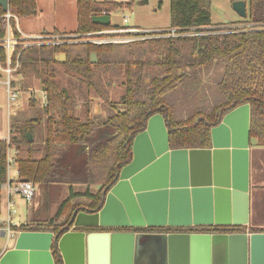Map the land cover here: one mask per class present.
Segmentation results:
<instances>
[{"label": "trees", "instance_id": "16d2710c", "mask_svg": "<svg viewBox=\"0 0 264 264\" xmlns=\"http://www.w3.org/2000/svg\"><path fill=\"white\" fill-rule=\"evenodd\" d=\"M8 5L16 17L38 13L35 0H8ZM118 8L104 1L76 0L75 31L42 32L66 36L26 47L20 42L11 50L12 64L16 58L20 63L17 74L33 75L45 93V134L38 148L42 155L35 158L26 133L32 136L41 115L23 121L11 118L8 138L0 139V187L7 183L8 150L14 151L19 179L37 187L68 186L67 197L52 216L11 226L13 231L57 232L75 208L96 209L102 189L130 161L133 137L143 130L149 114L165 117L170 149L206 148L210 128L229 110L248 104L249 137L264 147V0H249L245 19L231 24L245 26L235 29L212 25L211 0H169V28L180 35L122 44L86 42L85 34L107 27L93 24L91 18ZM11 30L18 36L13 20ZM92 52L97 57L93 64ZM61 53L65 60L59 62L55 58ZM0 55L5 64L4 49ZM213 66L221 71L215 94L207 95L199 74ZM110 74L123 91L116 105L105 85ZM66 77L77 81L75 96L64 86ZM185 93L190 99H184ZM93 97L102 99L111 112L105 117L93 114ZM76 185L84 188L74 191Z\"/></svg>", "mask_w": 264, "mask_h": 264}, {"label": "water", "instance_id": "95a60500", "mask_svg": "<svg viewBox=\"0 0 264 264\" xmlns=\"http://www.w3.org/2000/svg\"><path fill=\"white\" fill-rule=\"evenodd\" d=\"M232 6L246 17L244 1ZM0 7L5 12L8 0H0ZM91 21L100 26L110 23L108 15L93 16ZM55 59L64 61L65 55ZM89 60L95 63L96 54L90 53ZM26 137L31 141L29 132ZM248 148V104L225 113L210 128L206 148L170 149L165 117L149 114L143 130L133 137L130 161L102 189L100 205L75 208L57 232L14 233L10 237L13 247L3 253L0 264H85L89 239L97 235L109 241V264H117L115 256L121 251L124 258L132 257L136 232L86 230L189 226L235 227L238 231L165 232L160 240L167 264H176L175 251L180 252L182 264H264V232L247 227Z\"/></svg>", "mask_w": 264, "mask_h": 264}, {"label": "rangeland", "instance_id": "374dc122", "mask_svg": "<svg viewBox=\"0 0 264 264\" xmlns=\"http://www.w3.org/2000/svg\"><path fill=\"white\" fill-rule=\"evenodd\" d=\"M36 6L38 8V13L36 16H22L17 17V22L20 30L26 34L35 36L34 34L41 33L43 30L51 32L53 29H57L60 32H73L76 29V0H35ZM98 1V0H94ZM236 1H244L246 5V14L248 12L249 0H211L210 8V21L212 25H216L217 28H223L231 26V28H239L245 26L243 25H231L233 23H238L245 18L241 17L233 9V3ZM123 15L128 17V25L136 28L149 29V30H166L169 28V0H133V5L131 8L126 9H115L110 13V24L111 25H121ZM111 74L114 73L112 70ZM219 67H214L210 70H202L199 74V84L202 86L207 95L215 94L216 82L219 78ZM110 74L105 80V85L107 86L109 99L113 104H117L120 101V97L123 93L122 89L118 87L114 81V76ZM4 81L5 77L1 75L0 78ZM11 81L16 89L19 90V95L17 101L12 104L8 114L7 102H6V92L5 86L0 83V139L8 138L9 136V126L10 120L15 116L16 119L23 121L28 119H33L36 115H41L40 124L36 127L31 136V149L33 156L39 158L42 153L38 149L42 142L41 140L45 134V123H44V104L41 103V93L42 86L33 75L29 74L26 76L17 75L16 73L11 75ZM148 82V78L145 79V83ZM76 83L75 79H70L68 77L64 78V86L69 89L71 93L76 95ZM31 95V91H33ZM192 93H190L191 95ZM33 99V104L30 105L29 99ZM184 99H190L188 95H184ZM111 107H109L100 98L93 97L91 104V112L100 117H105L111 112ZM15 112V115H13ZM13 150H8V154L11 157L13 155ZM15 166L10 165L8 170L9 176L14 177L13 170ZM43 186H36L35 196L30 203L25 202L20 195L13 193L11 195V200L13 202V207H7V200L5 191L1 190V200H0V221L11 222L16 224L19 221V217L23 216V213L27 205H31L34 201V209L36 208L35 203L44 197ZM84 187H76L77 191H81ZM59 192V191H58ZM62 192V191H61ZM51 193L48 198V210L45 211L44 203L39 205L37 212H42L52 214L54 207L57 205L58 200L63 193ZM35 197L37 198L35 200ZM56 200V201H55ZM55 205V206H54ZM43 209V211H42ZM47 209V208H46ZM13 212L9 215L8 212ZM22 213V214H20ZM41 213V214H42ZM40 214V215H41ZM47 215V214H46ZM10 222V223H11ZM208 228V227H206ZM11 245L12 242L10 238L7 240L6 230L0 229V247L7 244Z\"/></svg>", "mask_w": 264, "mask_h": 264}, {"label": "crops", "instance_id": "0c3cea01", "mask_svg": "<svg viewBox=\"0 0 264 264\" xmlns=\"http://www.w3.org/2000/svg\"><path fill=\"white\" fill-rule=\"evenodd\" d=\"M38 9V8H37ZM18 26V24H17ZM19 28V26H18ZM20 30V28H19ZM21 31V30H20ZM22 32V31H21ZM42 32L47 33V31L43 30ZM37 33L34 35L42 34ZM26 35V34H25ZM31 36V35H28ZM231 111V110H229ZM228 111V112H229ZM7 139V138H1ZM248 198H247V211H246V218H247V227L251 229V231H259L264 232V147L258 146L257 142L254 138L249 137V148H248ZM15 166V165H14ZM14 176L16 175V167L13 170ZM9 176V173L7 174ZM11 177V176H9ZM76 187H82V185L74 186V191H77ZM84 187V186H83ZM97 187H92L91 189L96 190ZM4 190L7 200V207H13V202L11 200V195L7 192V183L0 187V191ZM61 192V196L58 200L57 205L67 197L68 195V186L67 185H53L44 188L43 196L34 209V202L31 205H27L23 216L19 217V221L15 224L11 222L0 221L1 227L0 229L6 230L7 240L11 237V234L17 233L19 231L11 230V226H17L23 223H29L31 221H40L44 220L46 217H50L54 214L57 205L54 207V211L52 214L48 212L44 214L37 212V208L39 205L42 206L44 203L45 211L48 210L47 202L48 196L52 193H59ZM60 194V193H59ZM0 194V200H1ZM37 198L35 197V200ZM56 201V200H55ZM47 208V209H46ZM43 211V209H42ZM10 213V211L8 212ZM12 214V213H10ZM22 214V213H20ZM41 214V215H40ZM47 214V215H46ZM12 221V220H11ZM10 224V225H9ZM167 227H152L147 228H92L86 230L87 233H102V232H136L135 236H138L136 244V249L132 253V257L128 260V258H124L123 252H119L117 256H115V262L117 264H125L130 262V264H167V256L166 251L162 246V242L160 240V236L167 232ZM172 228V227H171ZM200 232L208 233L210 228H206V226H200ZM235 229L234 232H237L238 229L235 227H228ZM175 229V228H173ZM181 229V228H177ZM186 228L183 227L180 232L190 233L189 231L184 230ZM237 229V231H236ZM72 230V229H71ZM73 230H79L78 228H73ZM231 233V232H228ZM13 245L5 244L0 247V257L3 253L9 249H12ZM109 264V241L104 239L102 236H95L89 239V247L88 250L85 251V264ZM174 262L176 264H182L183 258L179 251H175L173 254Z\"/></svg>", "mask_w": 264, "mask_h": 264}, {"label": "built area", "instance_id": "2783aa9c", "mask_svg": "<svg viewBox=\"0 0 264 264\" xmlns=\"http://www.w3.org/2000/svg\"><path fill=\"white\" fill-rule=\"evenodd\" d=\"M98 1L118 4L120 5V8L118 9L131 8L133 5V0H98ZM108 16L110 19V14ZM11 20L14 21L15 30L18 33V36H14L12 34ZM17 24H18L17 17L10 11L8 5V9L5 12H3V14L0 16V28L4 29V35L0 37V49H4V56H5L4 59L5 64H2V56L0 55V78L1 75L5 77L4 81L0 79V83H2L5 86L8 114H10L9 113L10 108L12 104L17 101L19 95V90L15 88L13 82L11 81V75L14 73L17 74V70L20 67V63L18 61V58H16L14 64H12L10 57L11 50L15 46L20 44V42H24L22 45L23 47H26L33 44L48 43L47 40L49 39L56 40L59 39L60 37L66 36V35H45V34L28 36L19 30ZM177 32L178 30L173 28H168L166 30H159V29L149 30V29L132 27L128 25L127 15H123L121 25H111L109 23V25L106 28L85 34L86 36L89 37V39L85 41L96 45L122 44V43H129V42L144 40L149 38L174 37L180 35V33ZM54 42L57 43L58 41H53V42L51 41L50 43H54ZM33 92L34 90L31 91V95L33 94ZM40 93H41L40 94L41 103L44 104L45 93L43 90L40 91ZM13 115H15V112H13ZM12 157L13 155L11 157L9 156V154L7 155V161H8L7 174L10 165L11 164L14 165ZM35 190H36V186L32 182L27 180L23 181L22 179L18 178L17 171L14 177L7 176V192L9 195L16 193L20 195L25 202L30 203L35 195ZM8 222L10 223L11 220L9 219ZM199 227L200 226H189V227H184L186 228L184 230L189 231L190 233H203L200 232L201 228ZM169 228L171 227H167L166 229ZM208 228L214 229L213 227H208ZM12 235L13 233L11 234V236Z\"/></svg>", "mask_w": 264, "mask_h": 264}, {"label": "flooded vegetation", "instance_id": "af4514ba", "mask_svg": "<svg viewBox=\"0 0 264 264\" xmlns=\"http://www.w3.org/2000/svg\"><path fill=\"white\" fill-rule=\"evenodd\" d=\"M167 230H168L167 232H180V230H182V229L179 230L177 228H175V229L169 228ZM208 230H211V231H208V232H219V231H215L214 229H208Z\"/></svg>", "mask_w": 264, "mask_h": 264}]
</instances>
